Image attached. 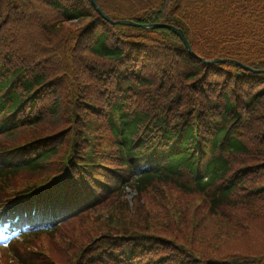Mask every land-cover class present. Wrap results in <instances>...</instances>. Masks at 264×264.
<instances>
[{
    "label": "trees",
    "instance_id": "16d2710c",
    "mask_svg": "<svg viewBox=\"0 0 264 264\" xmlns=\"http://www.w3.org/2000/svg\"><path fill=\"white\" fill-rule=\"evenodd\" d=\"M96 1L115 21L183 29L195 55L173 31L114 24L89 0H0V149L39 140L28 161L0 169V196L22 171L31 185L58 177L55 187L117 190L56 228L57 264H81L93 240L101 243L92 254L105 246L111 256L113 237L121 256L142 264H264L263 242L234 251L218 244L229 236L243 245L264 240V0ZM60 42L73 43L71 50ZM217 58L249 69L205 62ZM66 73L69 81L57 82ZM117 100L124 101L119 121ZM23 102L42 104L41 114H25ZM16 110L17 120L7 118ZM155 143H177V153L142 171V151ZM201 160L205 174L196 180ZM127 188L134 217L126 216ZM163 188L180 198L164 199ZM155 195L167 214L159 207L154 217L140 214L141 201ZM99 214L100 229L81 239L89 241H74ZM218 222L226 233L209 236Z\"/></svg>",
    "mask_w": 264,
    "mask_h": 264
},
{
    "label": "rangeland",
    "instance_id": "374dc122",
    "mask_svg": "<svg viewBox=\"0 0 264 264\" xmlns=\"http://www.w3.org/2000/svg\"><path fill=\"white\" fill-rule=\"evenodd\" d=\"M73 44V43H72ZM72 44L69 46L66 42H60L58 44H55L60 50H64V49H68V50H71L72 48ZM53 46L51 47L52 50H56V46ZM49 50V48L47 47L46 51ZM45 51V52H46ZM73 52V51H72ZM51 55H55V54H51ZM49 60V59H48ZM47 60V61H48ZM65 65L68 66L66 68V70H68L69 67H71V63L69 61H65ZM65 79H67L69 81V74H65L64 76H59L58 79H57V82L61 83L63 81H65ZM32 177V176H31ZM34 179V178H33ZM11 184H14L16 185V187H21L23 186L24 184L26 183H31L33 182L32 181V178H30V173L29 172H26V171H22L20 172L19 174H17L13 179L12 181L10 180ZM163 192L168 195V197L165 196L164 193H162V197L164 199H171L172 201H177L179 198H180V193L178 191H176L175 189H165L163 188ZM160 196V197H161ZM134 197H135V193L134 192H131L129 189H127V193H126V198L130 201V206H131V209L129 211H126V216H130V217H134L136 215V206L134 207ZM157 199V195L155 196H147L144 201L142 200L141 201V205H142V210L140 211V214H144L145 216L147 215H151V216H155V208L156 207H159L162 211V214L166 215V211L161 207V206H158L159 204V201L156 200ZM196 204H198L199 202H195ZM133 208H135V210L133 211ZM201 212H203L201 210ZM102 215L103 214H99L98 217L99 219H96L95 222H93L92 220L89 221L88 223H86L84 226H80V229H79V235H78V239L79 240H74L76 242H83V243H86L87 241L89 240H81L83 238V235L87 232V229H93V230H98L100 228H98L99 225H102L101 223V218H102ZM94 224V225H93ZM98 224V225H97ZM194 225V224H193ZM211 229V232L209 233V236L211 235V233L213 232L214 235L216 233H218V238L220 236H222L223 234L226 233V229L223 227V225L221 223H217V224H214V225H211L210 228ZM60 236V235H59ZM113 238H116V237H113ZM117 239V238H116ZM261 239H264V238H261ZM91 241V240H90ZM93 241H97V240H93ZM92 241V242H93ZM116 241H120V240H116ZM114 241V242H116ZM216 240H213L211 241L214 242ZM56 242V245H57V253L51 248L52 246V243L48 240V239H45L43 238L39 244L41 245L40 247V250H44L46 252H50L51 255L54 257L55 261L58 263L61 260V254H60V251L62 250L63 248V244L61 242V239L60 238H57L55 240ZM246 242V245H243L242 244V240H233L231 239V237H227V238H223V240H220L218 241V244L220 245V248L222 247L224 249V251H234L236 250L237 247L239 246H244L246 248H252V247H258L260 245H258V243L260 242H263L264 243V240H260V241H251V242H248V241H244ZM54 245V243H53ZM2 255V251L0 250V256ZM3 258V256L1 257Z\"/></svg>",
    "mask_w": 264,
    "mask_h": 264
},
{
    "label": "water",
    "instance_id": "95a60500",
    "mask_svg": "<svg viewBox=\"0 0 264 264\" xmlns=\"http://www.w3.org/2000/svg\"><path fill=\"white\" fill-rule=\"evenodd\" d=\"M93 6L101 13L103 14L107 19L110 20L109 17H107L103 11L100 9V7L97 5L96 1L95 0H91ZM117 23L119 24H124V25H131V26H140V27H144V28H169L171 30H173L174 32H176L180 38L183 40V42L185 43L186 47L188 48L189 51H191V46L188 42V39L186 38L184 32L182 29H179V28H176L172 25H168V24H151V25H147V24H138V23H135L133 21H129V20H122V21H118ZM221 60L217 59L213 62H220ZM238 64V63H236Z\"/></svg>",
    "mask_w": 264,
    "mask_h": 264
}]
</instances>
